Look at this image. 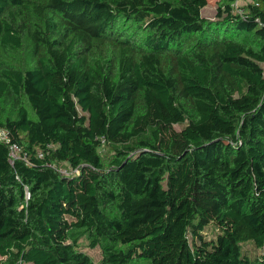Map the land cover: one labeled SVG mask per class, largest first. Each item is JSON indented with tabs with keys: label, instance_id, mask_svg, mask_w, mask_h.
<instances>
[{
	"label": "trees",
	"instance_id": "16d2710c",
	"mask_svg": "<svg viewBox=\"0 0 264 264\" xmlns=\"http://www.w3.org/2000/svg\"><path fill=\"white\" fill-rule=\"evenodd\" d=\"M237 1L0 0V264H264V0Z\"/></svg>",
	"mask_w": 264,
	"mask_h": 264
},
{
	"label": "rangeland",
	"instance_id": "374dc122",
	"mask_svg": "<svg viewBox=\"0 0 264 264\" xmlns=\"http://www.w3.org/2000/svg\"><path fill=\"white\" fill-rule=\"evenodd\" d=\"M208 1V5L202 10V15L207 18V19H215L218 9L221 5L224 4L225 0H207ZM245 4L242 3H237L235 2V4L233 5L234 9L237 11L238 8L242 7ZM89 241L86 238H82L79 241V247L81 250H83L84 252H86L87 254H89L91 256V258L94 260V262L99 263L102 259V250L100 247H96V248H92L89 245ZM246 248H249L252 250V246L251 245H247ZM259 254H264V248L258 251ZM2 260V258L0 257V261Z\"/></svg>",
	"mask_w": 264,
	"mask_h": 264
},
{
	"label": "built area",
	"instance_id": "2783aa9c",
	"mask_svg": "<svg viewBox=\"0 0 264 264\" xmlns=\"http://www.w3.org/2000/svg\"><path fill=\"white\" fill-rule=\"evenodd\" d=\"M237 3H242V4L252 3V4H255V5H258L257 0H238ZM1 138L2 139L6 138L4 133H2ZM11 150H12V156L16 157L18 155V152H19V146L17 144H14L11 147ZM61 173L66 175V176H70V175H73V174H78L79 171H78V169H75V170H66L65 169V170H62Z\"/></svg>",
	"mask_w": 264,
	"mask_h": 264
}]
</instances>
